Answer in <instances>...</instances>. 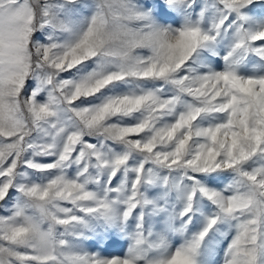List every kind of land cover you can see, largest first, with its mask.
I'll use <instances>...</instances> for the list:
<instances>
[{
  "label": "snow or ice",
  "instance_id": "snow-or-ice-1",
  "mask_svg": "<svg viewBox=\"0 0 264 264\" xmlns=\"http://www.w3.org/2000/svg\"><path fill=\"white\" fill-rule=\"evenodd\" d=\"M0 264H264V0H0Z\"/></svg>",
  "mask_w": 264,
  "mask_h": 264
}]
</instances>
